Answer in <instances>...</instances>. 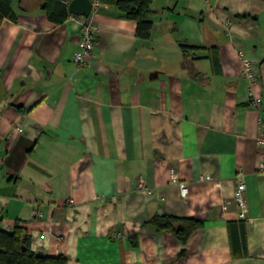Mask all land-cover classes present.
<instances>
[{
    "label": "crops",
    "instance_id": "1",
    "mask_svg": "<svg viewBox=\"0 0 264 264\" xmlns=\"http://www.w3.org/2000/svg\"><path fill=\"white\" fill-rule=\"evenodd\" d=\"M11 6L0 228L23 227L33 252L65 264H264V0H152L147 39L103 3L87 18L96 35L83 67L78 18L51 21L39 0ZM242 58L258 70L259 109ZM240 172L248 223L223 208ZM162 217L200 224L184 239Z\"/></svg>",
    "mask_w": 264,
    "mask_h": 264
},
{
    "label": "trees",
    "instance_id": "2",
    "mask_svg": "<svg viewBox=\"0 0 264 264\" xmlns=\"http://www.w3.org/2000/svg\"><path fill=\"white\" fill-rule=\"evenodd\" d=\"M101 3L116 7L127 19L136 24L135 34L138 38L147 39L150 36L152 22L148 19L152 0H99ZM12 0H0V23L4 18L13 19ZM39 6L46 12L51 21L60 22L71 16L67 4L63 0H39ZM190 46L180 44L182 51ZM180 224V229L176 230ZM200 223L194 220H183L176 223L172 218L159 219V228L170 227L177 237L186 238ZM66 257L62 254L56 256L37 255L30 249V239L23 227L14 226L12 230L0 228V264H65Z\"/></svg>",
    "mask_w": 264,
    "mask_h": 264
},
{
    "label": "built area",
    "instance_id": "3",
    "mask_svg": "<svg viewBox=\"0 0 264 264\" xmlns=\"http://www.w3.org/2000/svg\"><path fill=\"white\" fill-rule=\"evenodd\" d=\"M89 1L91 3L90 15L98 12L99 9L103 7V3H101L99 0H89ZM71 16L78 18V23L80 25V37L77 42L76 52L74 54V62L78 67H83L86 64V60L92 54L96 34L91 24L87 20L88 17L73 16V15ZM240 75L247 82V98L250 105L254 109H259L261 105V96L255 88L257 86V80L259 76L255 64L248 59L242 58ZM14 128L18 133L23 132V127L19 123L14 125ZM258 143L264 146V131L260 135L258 139ZM258 170L264 173V161L259 163ZM176 182H177L176 178L174 177L173 172H171V183L175 184ZM236 182L237 185L233 193V196L232 198L225 199L223 201V208L225 209L231 204H235L238 209V217L248 223L250 220L247 216L248 214L247 205L243 197V191L245 189V185L243 182L241 172L238 173L236 177ZM179 191H180V195L182 197H185L187 189L184 185L182 184L179 185ZM67 202L72 203L73 201L72 199H70ZM34 214L37 215L38 212H34Z\"/></svg>",
    "mask_w": 264,
    "mask_h": 264
},
{
    "label": "water",
    "instance_id": "4",
    "mask_svg": "<svg viewBox=\"0 0 264 264\" xmlns=\"http://www.w3.org/2000/svg\"><path fill=\"white\" fill-rule=\"evenodd\" d=\"M67 10L70 15L89 17L91 13V3L89 0H70L67 4ZM37 255L42 256L41 251Z\"/></svg>",
    "mask_w": 264,
    "mask_h": 264
}]
</instances>
